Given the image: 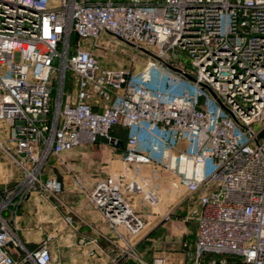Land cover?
<instances>
[{"label": "built area", "instance_id": "built-area-1", "mask_svg": "<svg viewBox=\"0 0 264 264\" xmlns=\"http://www.w3.org/2000/svg\"><path fill=\"white\" fill-rule=\"evenodd\" d=\"M104 33L142 66L103 65L93 48L109 47ZM0 123V148L21 172L0 183V264H49L46 241L21 242L16 215L29 191L58 199L62 182L41 177L50 156L121 255L145 228L141 196L165 219L190 202L191 264H264V0H0ZM114 126L126 131L121 164L87 189L64 154L100 139L119 147Z\"/></svg>", "mask_w": 264, "mask_h": 264}, {"label": "crops", "instance_id": "crops-1", "mask_svg": "<svg viewBox=\"0 0 264 264\" xmlns=\"http://www.w3.org/2000/svg\"><path fill=\"white\" fill-rule=\"evenodd\" d=\"M102 141L100 139L98 143ZM105 148L110 149L106 146ZM104 167L100 168L103 174ZM145 171L149 173L148 169ZM161 174H166V177L161 176L155 181V185L160 190L161 198L167 200L171 198L168 175ZM67 178L71 180L64 174L58 199L44 200L38 196H28L20 203L16 215V233L24 246L34 249L43 240L46 241L49 264H111L112 257H118L120 264H135L129 255L118 253L114 231L85 195L67 182ZM138 207L145 222V228L134 247L140 258L150 262L154 256L159 255L164 257L166 264H191L187 259L188 250L183 248L182 243L189 242L192 247L195 224L190 230V220L185 221V216H173L174 212L168 219L163 218L162 211L165 209L161 206L151 209L148 204L141 203ZM65 217L70 221L69 224ZM119 231L129 237L123 228L119 227ZM91 250L94 254H89ZM15 254L19 256V253Z\"/></svg>", "mask_w": 264, "mask_h": 264}, {"label": "rangeland", "instance_id": "rangeland-1", "mask_svg": "<svg viewBox=\"0 0 264 264\" xmlns=\"http://www.w3.org/2000/svg\"><path fill=\"white\" fill-rule=\"evenodd\" d=\"M108 41L109 47L108 48H102L101 46H94V53L97 55L99 61L103 65H109V66H129L132 64L133 67H140L142 66L144 60L141 57L140 54H138V58H136L135 62L131 61L129 58V54L126 52L120 50L121 48L125 49V51H130L132 49L129 44H124L121 42H116L114 38H112L109 34L104 33L101 41ZM114 45H112V44ZM112 46L119 49H112ZM56 63L58 60L55 61ZM6 127L3 123H0V140L2 132H4ZM4 130V131H3ZM105 140L101 143H95V144H85L77 146L70 151L65 153V160L67 162L68 168L72 170L73 173L77 174V176L82 180L84 185L87 187V189L91 186H93L96 181H98L101 178H105L106 174L101 173L100 168L104 167V169L107 170L109 174H113L117 171L119 168L121 162V156L123 153V148L121 147H115L114 149H107L105 148ZM84 153H79V152ZM73 153V154H70ZM74 153L76 155H74ZM69 155V156H68ZM83 158V159H82ZM46 162L45 165H43L41 169V177L42 179H46L49 177H55L58 178L60 181L63 179V176L66 172L65 168L61 165H59L55 159L50 156ZM163 173V172H162ZM145 175L149 176V173L145 171ZM163 178L166 177V174H162ZM8 177L10 182V185H14L15 181L20 179L21 172L16 164L12 162L11 157H9L8 153L3 151L0 148V183H3ZM161 178V177H160ZM67 182L70 185H73L72 187L76 190L78 189L75 185L73 180H68ZM27 195L32 198L39 197V194L35 191H29ZM141 196H136L134 198V203L136 207L139 206V204H147L144 201L141 200ZM189 201L187 199L182 200L180 203H178L174 208L171 209L170 215L173 213V216H178V218H182L185 216L190 208ZM139 210V207L137 208ZM165 211V210H164ZM162 211V214L163 212ZM194 220H190L188 223L189 229L192 230L194 228ZM123 236L126 238L127 241H129V237H126V234L123 232ZM139 237L133 239V241L136 244V240H138ZM120 245H124L123 241H119ZM132 246V249L128 250L129 258L135 262V264H143L144 260L140 258L139 253H137L135 247Z\"/></svg>", "mask_w": 264, "mask_h": 264}, {"label": "trees", "instance_id": "trees-1", "mask_svg": "<svg viewBox=\"0 0 264 264\" xmlns=\"http://www.w3.org/2000/svg\"><path fill=\"white\" fill-rule=\"evenodd\" d=\"M111 134L118 138L119 141H121V145L119 147L123 148L125 141H126V131L121 126H114L111 129ZM35 249V248H34Z\"/></svg>", "mask_w": 264, "mask_h": 264}, {"label": "water", "instance_id": "water-1", "mask_svg": "<svg viewBox=\"0 0 264 264\" xmlns=\"http://www.w3.org/2000/svg\"><path fill=\"white\" fill-rule=\"evenodd\" d=\"M122 143H121V141H119V145H121Z\"/></svg>", "mask_w": 264, "mask_h": 264}]
</instances>
